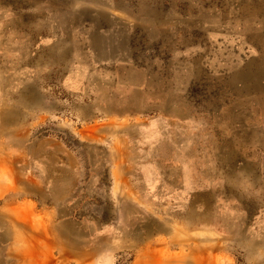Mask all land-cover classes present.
<instances>
[{
  "label": "rangeland",
  "instance_id": "374dc122",
  "mask_svg": "<svg viewBox=\"0 0 264 264\" xmlns=\"http://www.w3.org/2000/svg\"><path fill=\"white\" fill-rule=\"evenodd\" d=\"M1 125L0 264H264V0H0Z\"/></svg>",
  "mask_w": 264,
  "mask_h": 264
},
{
  "label": "crops",
  "instance_id": "0c3cea01",
  "mask_svg": "<svg viewBox=\"0 0 264 264\" xmlns=\"http://www.w3.org/2000/svg\"><path fill=\"white\" fill-rule=\"evenodd\" d=\"M8 118H4L5 126H14L13 124L9 123L7 121ZM11 131L10 138L8 139L9 144L12 145H23V133L22 132H16V129L9 128ZM6 131V128L1 125L0 126V147L3 146L4 141L3 136ZM10 134V133H9ZM12 142V143H11ZM53 142V141H51ZM47 144H50V142H33L31 145L32 149L35 148V151H37L36 154H38L39 149L45 148ZM54 146H56V150L59 152L61 151L63 155L59 154H53V155H37V158L40 162L46 161L51 163V169L49 170H41L42 178L46 182H42V180L38 179L36 182L34 181V178L31 175V180L34 182L35 185H28L24 186L21 183L19 186L18 178H20L18 175H16V182H15V208H18L19 205L22 206L23 203H29L33 205L35 208H39V204L45 203L47 206L46 208L49 210H58L63 212V216H66V202L68 201L66 199V153L64 149V145L59 142H53ZM8 145V144H6ZM34 151V152H35ZM14 158L10 157L7 153H0V169L3 167L4 164L8 162H13ZM54 164H57L54 166ZM37 179V178H36ZM32 183V182H31ZM68 195V191H67ZM49 204H52V206H49ZM7 208L6 206H2Z\"/></svg>",
  "mask_w": 264,
  "mask_h": 264
},
{
  "label": "bare ground",
  "instance_id": "6f19581e",
  "mask_svg": "<svg viewBox=\"0 0 264 264\" xmlns=\"http://www.w3.org/2000/svg\"><path fill=\"white\" fill-rule=\"evenodd\" d=\"M127 44V43H126ZM124 45V44H123ZM125 46V45H124ZM128 46V45H127ZM117 52V51H116ZM125 53V52H124ZM114 54V53H113ZM118 55V54H117ZM116 58V56H115ZM101 83V82H100ZM101 86V85H100ZM103 104V103H102ZM22 227V226H21ZM26 229V228H25ZM29 230V229H28ZM16 242V241H15ZM108 248V247H107ZM110 248V247H109ZM156 257V256H155ZM150 260V259H149ZM153 260V259H152ZM157 260V259H156ZM196 263V262H195Z\"/></svg>",
  "mask_w": 264,
  "mask_h": 264
}]
</instances>
